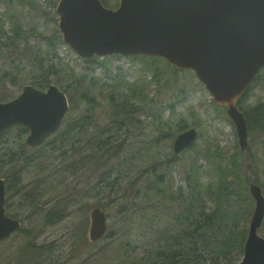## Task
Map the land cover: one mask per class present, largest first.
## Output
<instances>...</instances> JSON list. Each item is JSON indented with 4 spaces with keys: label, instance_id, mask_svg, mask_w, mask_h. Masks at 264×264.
<instances>
[{
    "label": "rangeland",
    "instance_id": "rangeland-1",
    "mask_svg": "<svg viewBox=\"0 0 264 264\" xmlns=\"http://www.w3.org/2000/svg\"><path fill=\"white\" fill-rule=\"evenodd\" d=\"M106 1L110 8L119 3V0ZM57 2L35 0L33 5L16 4L13 11L25 27H36L45 34H51L58 28ZM7 6L1 4L0 10L6 11ZM45 12H51L57 20H51ZM4 39L7 45L0 44V75L7 71L16 77L15 82L9 77L0 81V100L7 101L19 95L24 85L31 83L39 70L31 49L25 50L23 42L18 47L7 37ZM29 43L36 47L38 38H32ZM58 51L64 66L73 69L77 75L87 74L88 78L95 76L101 81L107 76L106 66H96L92 70L86 59L80 57L66 42L59 45ZM99 57L104 61L103 65L110 66L108 58ZM111 63V68L119 66L129 80L140 76L141 64L128 56L114 57ZM165 68L174 79V84L167 77L162 79L157 95L163 94L159 103H170L174 91L182 86L188 89V95L186 101L178 106L175 115L165 109L162 117L170 119L172 124L178 119H185L183 124H187L186 129L195 127L199 131L198 143L205 144L208 139L215 138L220 141L223 150H230L238 141L235 125L222 110L213 105L211 94L194 72L180 69L173 75L170 67ZM53 77L63 86L70 83L65 70ZM143 78L147 82L151 80L150 74L143 75ZM158 86L155 82L150 84V95L154 96ZM99 98L101 104H105L102 108L93 109L81 102L79 108L72 111L61 130L79 119L85 124L77 126L67 139L59 136L54 139L53 135L42 146L31 148L26 143L29 131L23 133L18 126L9 129L5 136L6 142L0 145V177H5L8 185H12L10 192L6 189V211L21 219L22 228L0 243V264H33L29 259H33V250L36 251V248H41L38 249L41 253H37L35 259L42 257L39 264H118L127 258L130 261L136 257L156 258L158 242H152L153 236L147 233L154 224L149 217L153 209L144 204L140 191L151 173L163 171L159 170V161L174 153L175 137L156 140L157 120L151 114L142 112L132 116L137 119L134 126L120 130V137L110 138L108 151H99L94 147L99 137L104 138L108 134L104 127L108 125L114 129L109 117L108 99ZM259 101H264V71L247 99L250 104ZM155 105L158 106L157 103ZM85 116L90 117L88 121ZM201 133L203 137L200 138ZM263 138L264 135L258 139L255 147L262 156L259 168L262 180L264 148L260 141ZM193 153L191 150L181 155L182 160L177 168L182 170L174 168L172 179L175 187L186 185L182 162L188 161ZM111 169L118 170L105 180L112 185L107 188L100 186L102 189L98 194L100 174ZM118 174L121 175L114 178ZM164 180L169 183L171 176L166 174ZM94 207H101L108 221L107 233L96 241L91 240L89 235L90 213ZM259 232L264 234V221Z\"/></svg>",
    "mask_w": 264,
    "mask_h": 264
},
{
    "label": "trees",
    "instance_id": "trees-1",
    "mask_svg": "<svg viewBox=\"0 0 264 264\" xmlns=\"http://www.w3.org/2000/svg\"><path fill=\"white\" fill-rule=\"evenodd\" d=\"M102 1L105 6H109L106 0ZM27 3L33 5L35 0H0V5H8L6 11L0 10V44L7 45L4 39L6 37L18 47H20V42H23L25 50H32L39 70L32 77L31 84L46 89L55 82L66 92L70 100V110L63 125L72 111L79 108L81 102L93 109L104 107L105 104H101L99 98L101 97L108 99L109 117L112 119L114 129L108 125L104 127L107 128L108 134L104 138L99 137L94 147L99 151H108L110 138L120 137V130L134 126L137 119H133L132 116L137 113L151 114L157 120L156 140L173 139L187 128V124H183L185 119H178L175 124H172L170 119L162 117V113L168 109L171 115H175L178 106L186 101L188 89L184 86L179 87L174 91L171 102L165 105L159 103L163 94L157 96L163 78H169L174 84V79L168 75L165 67H170L173 75H176L180 69L160 56H128L141 64L138 79L129 80L122 74L119 66L115 67L116 69L110 67L113 65L111 59L121 56L111 54L103 57L109 59L110 66L103 65L104 61L99 56L85 60L92 70L96 66L102 68L106 66L107 76L104 80H97L95 76L88 78L87 74L77 75L73 69L65 67L61 62L58 47L65 42L59 28L54 29L51 34H45L36 27L27 28L13 11L16 9V4L27 5ZM45 14L51 20H57L51 12H45ZM32 38H38L39 44L36 47L29 43ZM61 70H65L70 78V83L66 86L53 77ZM190 71L192 70L186 69V72L190 73ZM261 72L238 102V107L244 113L248 123L249 137L252 136L251 140L248 139L246 152L241 150L238 141L230 150H223L219 145L220 141L212 138L208 139L205 144L195 141L180 154L171 153L166 159L160 160L161 169L159 170L163 171L151 173L140 191L144 204L153 209L149 217L154 224L147 230V233L153 236L152 242H158L155 248L156 258L136 257L132 261L127 258L118 264H237L242 258L248 238V223L250 224L249 219L252 218L255 204V199L250 192V178L246 174L247 162L250 163V170L255 177L254 181L262 187L264 192V180L259 172L262 156L259 149L255 148L258 139L260 140L264 135V101L255 104L247 102L249 92L259 79ZM147 74L151 76L149 82L143 78V75ZM7 77L11 78L12 82L16 80V77L4 71L0 75V81ZM152 82L159 84L154 96L150 95ZM213 105L222 110L225 117L233 123L226 113V108L217 106L214 101ZM88 117L85 116L86 121ZM84 124L82 119L67 124L54 135V139L57 136L67 139L77 126ZM117 125L118 129H116ZM18 127L23 133L28 132L26 127ZM8 131L9 129L0 133V145L6 142L5 136ZM201 137H203L202 133ZM260 143L264 148V138ZM23 146L26 145L23 144ZM191 150L194 151L193 155L188 161L182 162L186 185L175 187L172 179L173 170L174 168L182 170L177 168L182 160L181 155ZM152 169L155 170V167ZM113 171L118 172L117 169H111L100 174V179L97 181L98 194L102 189L100 186L107 188L112 185L105 180L112 177ZM166 174L171 176L169 183L164 180ZM120 175H114V178ZM7 178L9 179L8 175ZM6 187L8 192L12 190L11 183L8 185L7 182ZM38 249L41 248L33 250V259H29L33 264H39L42 261V257L35 260L37 253H41Z\"/></svg>",
    "mask_w": 264,
    "mask_h": 264
},
{
    "label": "water",
    "instance_id": "water-1",
    "mask_svg": "<svg viewBox=\"0 0 264 264\" xmlns=\"http://www.w3.org/2000/svg\"><path fill=\"white\" fill-rule=\"evenodd\" d=\"M58 28L80 57L120 54L160 56L181 70H192L226 108L241 150L248 147L249 129L238 102L264 68V0H119L116 8L102 0H58ZM70 110L65 91L52 83L41 89L29 83L8 101H0V133L16 126L29 131L26 143L35 148L58 132ZM199 131L190 127L174 140L175 154L192 145ZM255 207L243 258L237 264H264V192L247 162ZM6 178L0 177V241L22 227L6 211ZM89 235L96 241L108 231L101 207L90 213Z\"/></svg>",
    "mask_w": 264,
    "mask_h": 264
},
{
    "label": "flooded vegetation",
    "instance_id": "flooded-vegetation-1",
    "mask_svg": "<svg viewBox=\"0 0 264 264\" xmlns=\"http://www.w3.org/2000/svg\"><path fill=\"white\" fill-rule=\"evenodd\" d=\"M118 5H119V3H118ZM118 5H117V6H118ZM40 146H41V145H40ZM38 147H39V146H38ZM31 148H32V147H31ZM35 148H37V147H35ZM6 183H7V179H6ZM7 213H8V212H7ZM9 215H10V214H9ZM12 217H13V216H12ZM14 218H15V217H14ZM17 219H19V218H17ZM19 220H21V219H19ZM20 229H21V228H20ZM20 229H18V230H20ZM18 230H17V231H18ZM17 231H15V232H17ZM15 232H14V233H15ZM14 233H13V234H14ZM13 234H12V235H13ZM12 235H11V236H12ZM9 237H10V236H9ZM7 238H8V237H7ZM7 238H5V239H7ZM5 239H3L2 241H4ZM2 241H0V243H1Z\"/></svg>",
    "mask_w": 264,
    "mask_h": 264
},
{
    "label": "bare ground",
    "instance_id": "bare-ground-1",
    "mask_svg": "<svg viewBox=\"0 0 264 264\" xmlns=\"http://www.w3.org/2000/svg\"><path fill=\"white\" fill-rule=\"evenodd\" d=\"M8 101V100H7Z\"/></svg>",
    "mask_w": 264,
    "mask_h": 264
}]
</instances>
